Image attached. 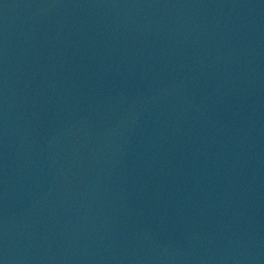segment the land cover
Returning a JSON list of instances; mask_svg holds the SVG:
<instances>
[{
    "label": "water",
    "instance_id": "obj_1",
    "mask_svg": "<svg viewBox=\"0 0 264 264\" xmlns=\"http://www.w3.org/2000/svg\"><path fill=\"white\" fill-rule=\"evenodd\" d=\"M0 264H264V0H0Z\"/></svg>",
    "mask_w": 264,
    "mask_h": 264
}]
</instances>
